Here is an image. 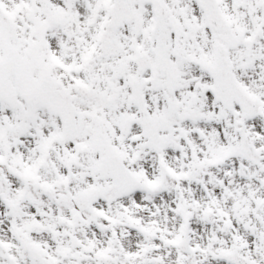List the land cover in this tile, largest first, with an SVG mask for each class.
<instances>
[{"label": "snow or ice", "instance_id": "obj_1", "mask_svg": "<svg viewBox=\"0 0 264 264\" xmlns=\"http://www.w3.org/2000/svg\"><path fill=\"white\" fill-rule=\"evenodd\" d=\"M0 264H264V0H0Z\"/></svg>", "mask_w": 264, "mask_h": 264}]
</instances>
